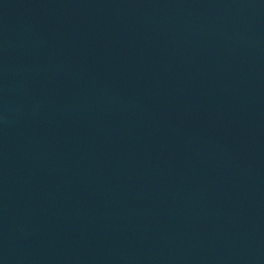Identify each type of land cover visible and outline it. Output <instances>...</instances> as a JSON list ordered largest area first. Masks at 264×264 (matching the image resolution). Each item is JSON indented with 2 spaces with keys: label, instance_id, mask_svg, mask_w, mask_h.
Instances as JSON below:
<instances>
[{
  "label": "water",
  "instance_id": "water-1",
  "mask_svg": "<svg viewBox=\"0 0 264 264\" xmlns=\"http://www.w3.org/2000/svg\"><path fill=\"white\" fill-rule=\"evenodd\" d=\"M0 264H264V0H0Z\"/></svg>",
  "mask_w": 264,
  "mask_h": 264
}]
</instances>
